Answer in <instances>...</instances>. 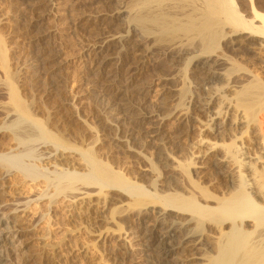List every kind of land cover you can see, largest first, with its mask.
Returning <instances> with one entry per match:
<instances>
[{"label": "rangeland", "instance_id": "374dc122", "mask_svg": "<svg viewBox=\"0 0 264 264\" xmlns=\"http://www.w3.org/2000/svg\"><path fill=\"white\" fill-rule=\"evenodd\" d=\"M234 1L246 21L254 20L255 10L264 14V0ZM204 4L0 0V39L9 75L29 114L59 141H39L38 147V141L30 142L35 145L27 155L40 177L48 173L51 178L34 182L19 171L6 177L0 169L5 264L215 263L224 244L221 230L225 234L229 225L218 227L210 215L170 213L163 220L161 212L170 199L221 206L235 197L231 187L242 188L247 180L249 169L240 168L245 161L238 164L235 151L245 146L243 154H257L252 139L264 118V41L249 37L220 13L211 16L212 30L193 32V26L204 27ZM119 10L126 11L121 20ZM253 22L262 25L259 19ZM106 31L121 38L106 44L104 38L111 35ZM139 40L143 43L137 45ZM233 40L240 42L239 49L230 46ZM133 49L135 61L129 54ZM199 55L209 65L196 70L193 57ZM5 102L8 97L0 95V108H6L0 109V127L12 121H6L11 108ZM213 122L222 136L214 133ZM1 133L0 154L17 153L13 136ZM86 153L143 188V197L80 183L62 192L45 182L55 173H88ZM256 169L264 186V173ZM39 197L44 198L37 202ZM173 225L183 237L177 231L179 243L170 244L176 250L162 258L164 242L149 244L146 233ZM190 233L193 242L183 243Z\"/></svg>", "mask_w": 264, "mask_h": 264}, {"label": "bare ground", "instance_id": "6f19581e", "mask_svg": "<svg viewBox=\"0 0 264 264\" xmlns=\"http://www.w3.org/2000/svg\"><path fill=\"white\" fill-rule=\"evenodd\" d=\"M205 1L206 0H204V3H205L204 5H205V9H206L207 14L205 15L206 18L204 19V27L202 29H199V27L193 26L191 29L193 32H194V30H196L198 33L203 34L209 30H212L211 29L213 27L212 23L214 22V21H212V18L214 17L213 14L220 13L226 18L227 21H229V23L231 25L238 27V28H241L246 32L248 31V33L250 32L251 34L249 33L250 34L249 37H253V38L258 37V38L263 39V41H264V14H258V12L255 10L254 20L259 19L261 21V24H262L261 26H255L253 24L254 20L249 22V21H246L245 19L242 18V16L239 14V12L237 10V5H236V2L234 0H208V2L207 1L205 2ZM36 13L37 12H35V14ZM125 14H126V11L119 10V12L117 13L119 20H121L120 18L125 16ZM211 16H213V17H211ZM37 21H38V19H37ZM109 32H107V33L111 34ZM107 33H104V34L106 35ZM104 34H103V36H104ZM117 34H120V33H117ZM111 35L110 36L107 35L108 37L104 36V37H107V38H104L106 44L115 42L116 40L121 38V37H117L118 35L115 36L116 34H114L112 36ZM99 36L101 37L102 35H99ZM103 36H102V38H103ZM141 39H142V37H141ZM102 41L104 42V40H102ZM247 41H248V39H245L244 44ZM134 43L135 42H133V44ZM138 43H143V41L139 40L137 42V45H138ZM239 43L240 42L238 40H233L232 42L230 41V44H231L230 46H232V48L239 49V48H237V46L240 47ZM3 45H5V44L2 43V39H0V63H1V67H2L1 70H2V72L4 71L3 79L1 77L2 81L0 83V95L4 94L8 97V102H5V103H7L5 105L9 106L11 108V110H10L11 113H7L8 115L5 113V115L7 116L6 121H7V119L12 120V121H10L11 123L7 122V125L9 124V126H6L5 125L6 123L3 124L5 126L0 127V131H2V133H1L2 135L3 134L7 135L10 133L13 136L15 146L17 148V150H15V151L17 153L13 152V153H8V154L7 153L6 154H0V169H2V171H4L5 176L10 175V173H12L14 171H19L22 175H24V177H28L29 179H31L32 181L35 182V179L37 181L38 178H42L40 176H42L43 173L41 171L39 172L38 169L34 167V165H30V162H26L27 155L29 154V152L31 150L34 149V148L33 149L31 148V145H35V144H31L30 142L35 143L38 141L37 142L38 144L36 143V145L38 147V146H40L39 141H42L43 143L46 142L48 144L49 143L59 144V141L45 128V126H43L32 115L29 114L28 108H27L25 102H23V100L21 99L19 92H18V89L16 88L17 85L15 86V84H17L14 81L15 79L11 75H9V70L7 68L8 64L6 63V59H7L6 50L4 49ZM245 46H246V44H245ZM135 47L137 48L138 46L135 45ZM110 48H111V46H110ZM134 49L131 53H129L130 55L135 53ZM135 50L138 51V49H135ZM141 50H140V52H141ZM141 53H142V58H143V56H146V55H143L144 52H141ZM146 53H148V52H145V54ZM134 55L136 56V53ZM130 57H133V55ZM134 58L135 57H133V60L135 61ZM193 59H194V62L192 60L193 67L196 68V70L207 68V66L209 65L208 61L205 60V58H203V56H200V55L195 56V57H193ZM133 60L131 59V61H133ZM130 68L132 70L133 66H130ZM116 71L119 72V70H116ZM128 71H130V70H128ZM136 71L135 72L132 71V73H130V74L134 75L137 73ZM130 74H128V75H130ZM210 80H211V78H210ZM2 91H5V93H2ZM2 106L4 107V104H2L1 107ZM9 107H7V109H9ZM0 109H6V108L4 107V108H0ZM2 112H4V111H2ZM7 112H9V111H7ZM213 125H215L214 133L217 134V137L222 136L221 132H219L220 126H218L214 122H213ZM158 128H159V126H158ZM156 132H157V130H156ZM255 133H257V134L252 139V144H254V146L257 147V150L255 149L257 151L256 156L254 155L255 157L251 156L252 158H250V156L248 157L246 154H243L244 151L242 152L241 150L244 149L242 147H245V146L236 147V151H235L236 153L235 154L238 156V159L236 157L235 158H236L237 163L241 164L242 161H245L244 163L241 164L242 166H240V165H238V166H240V168L244 167V168H246V170L249 169L248 170L249 173L247 174V177H248L247 180L245 179L243 185H241L242 188H239L240 186L238 187V189L231 187V189L232 190L234 189V192L236 193L235 197H233L229 201L224 202L221 206H218V207L206 206V205H202V204L197 203V202H191L190 200H188L189 202H187L185 200L183 201V200H174V199L166 200L165 204H164L165 206L163 205L164 207H166L165 209H167V210H164L161 212L162 213L161 219H163V220H164V218H167L170 213H176L179 215H187V214H192V215L195 214V215H199V216L210 215V216L214 217L219 222L218 223L213 218L215 220L216 224H219L218 227L219 226L221 227L224 225H229V227L227 229L228 232H226L225 234H224V230H221L223 232L221 234L222 235L221 239L224 238L223 239L224 244H223V247H221L220 253L218 254L217 258L215 259L214 264H264V186H262L261 183L258 182L256 175H255L256 170H257L256 169L257 166H258V169H260V171H262L260 173H264V118H262L261 121L259 122L258 130ZM150 134H151V132H149V135ZM152 134H156V133L152 132ZM156 136L154 138H156ZM43 143L40 142V144H43ZM252 149H254V148H252ZM248 150H249V148H248ZM238 154H240V155L242 154L243 158H241L242 156H240ZM83 158H84V161L88 165V168H89L88 173H85V174H79L76 172H73V173H64L63 172V173H59V174L55 173V175L53 176L54 178L52 180L49 179V180H46L45 182H49L48 184L50 185V187H52L51 185L53 184L55 186L54 189L55 188L57 189L56 191H62V192H64V190H67V189L73 190L74 189L73 187H75L74 185L80 183L84 187H93V188H97L100 190H103L105 188L114 189L115 191H118L121 193L125 192L127 195L135 197V198H141L145 194V191L143 190V188L141 189L140 187L134 186L133 184L128 182L124 177L113 173L107 166L98 162L91 154L86 153L83 155ZM246 160H247V162H246ZM19 172H17V173H19ZM40 173H41V175H40ZM45 174L46 175H44V176H46V178L43 176L44 178H42V179L51 178L50 175L49 176L47 175L48 173H45ZM50 181L52 184H50ZM50 187H48V189ZM243 188H245L246 191ZM44 196L46 197V194ZM42 198H44V197H39L37 202L39 200H41ZM178 201H180V202H178ZM181 201H182V203H181ZM17 207L20 208V206H17ZM18 208L15 210L18 211L19 210ZM161 213H159V215ZM1 221H2L1 224L3 225L4 221H6V220L1 219ZM248 223L253 224V229H245L248 227ZM190 224H192V223H190ZM167 227H169V226H167ZM170 227H172V226L170 225ZM173 227H174V225H173ZM174 229H175V227L173 229L167 228L166 231H163L160 233L158 231V228L155 229V227H153V230L147 231V233H146V237H147L146 241H148L149 244L154 243L156 240L164 242V244L161 245L163 247L161 249L165 250L164 252L162 251L163 252L162 255L164 256L162 258L171 257L173 255L174 251L176 250L175 249L176 246L174 248H171L172 245H170L173 242V246H174V242L179 241V238L177 235V231H179V230L176 231V229L175 230ZM5 230H4V232H5ZM189 231L191 232V230H189ZM180 232H181V230L179 231L178 234H180ZM181 234H180V236L183 237ZM190 238L192 239L191 233L188 234L186 238L184 237V239L182 240L183 243L184 242L189 243L190 241H192V240H189ZM2 239H3V237L1 236L0 237V240H1L0 241V247L2 244H4L6 242V240H4L5 241L4 242V241H2ZM180 242H181V240H180ZM211 242L212 241H210V243ZM204 243L202 241V246L205 248L206 243L205 244ZM160 244H161V242H160ZM189 244H191V242ZM208 244H209V241H208ZM169 245H170V247H169ZM175 245H176V243H175ZM186 245L189 246L188 244H186ZM192 245H193V243H192ZM6 246H7V244H6ZM6 246H4V247H6ZM164 247H165V249H164ZM149 248H150V246H149ZM155 248L156 247H154V249ZM195 248H197V247H194V249ZM151 249H152V247H151ZM3 250H1V251H3ZM159 253H161V252H159ZM4 254H5V252H4ZM4 254L0 253V264H3L4 262L8 261L7 257L6 256L4 257Z\"/></svg>", "mask_w": 264, "mask_h": 264}]
</instances>
